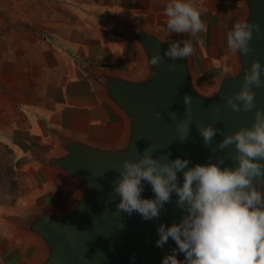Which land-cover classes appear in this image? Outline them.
I'll list each match as a JSON object with an SVG mask.
<instances>
[{
    "label": "water",
    "instance_id": "obj_1",
    "mask_svg": "<svg viewBox=\"0 0 264 264\" xmlns=\"http://www.w3.org/2000/svg\"><path fill=\"white\" fill-rule=\"evenodd\" d=\"M91 15L124 38L133 50L134 62L125 68L101 66L71 54L95 95L115 116L117 130L110 137L93 138L51 127L47 129L51 148L25 145L31 158L59 179L63 193L57 201L35 206L25 216L9 221L32 244L30 253L19 264H160L163 256L176 248L171 238L163 248L155 244L156 226H168L181 218L175 194L158 219L144 220L135 212L119 213V197L112 194L119 174L112 169L120 167L125 158L137 159V151L142 154L149 145L154 158H187L191 167L205 164L209 158L215 161L219 156L225 165L233 167L234 146L210 152L203 145L197 125L212 123V106L217 104L222 109L220 123L214 126L224 133L250 127L254 118V110L233 112L223 96L239 90L244 71L253 59L264 63V0H236L221 33L228 66L211 80L202 76L194 53L186 59L172 61L164 57L159 65H148L154 50L163 55L170 43L188 40V34L169 35L166 30L128 15ZM241 19L255 21L262 33L259 39L254 33L250 41L253 52L247 56L231 53L226 43L227 32ZM254 91L256 107L264 110V88ZM185 94L192 97V123L189 138L181 142L176 121L169 113L183 118ZM157 112L161 113L159 118L154 115ZM221 139L218 133L213 146ZM178 177L182 181V173ZM94 181L99 188L89 186ZM257 189L264 192V178L258 181ZM141 195L154 196L149 184H144ZM177 259L183 260V254L177 252Z\"/></svg>",
    "mask_w": 264,
    "mask_h": 264
},
{
    "label": "crops",
    "instance_id": "obj_2",
    "mask_svg": "<svg viewBox=\"0 0 264 264\" xmlns=\"http://www.w3.org/2000/svg\"><path fill=\"white\" fill-rule=\"evenodd\" d=\"M45 3L54 5L50 0H0V264L16 251L10 264H19L32 248L9 221L63 193L59 179L35 162L25 145L51 148V127L93 138L110 137L117 130L115 116L71 54L116 68L134 62L131 46L109 28L99 22L94 32L83 23L60 26L58 12L46 10ZM194 3L204 9L201 19L207 26L191 38L194 54L202 76L211 80L228 66L221 33L236 0ZM166 20L145 22L166 30ZM92 35L96 41L87 40Z\"/></svg>",
    "mask_w": 264,
    "mask_h": 264
},
{
    "label": "clouds",
    "instance_id": "obj_3",
    "mask_svg": "<svg viewBox=\"0 0 264 264\" xmlns=\"http://www.w3.org/2000/svg\"><path fill=\"white\" fill-rule=\"evenodd\" d=\"M203 11L194 0H169L164 8L167 33L188 34L190 39L170 43L163 55L154 50L148 57L150 67L159 65L164 57L176 61L194 53L191 38L207 31L201 19ZM254 33L256 39L262 35L255 21L237 20L227 32V48L233 54H251ZM260 88H264V63L253 59L244 71L239 90L223 96L233 112L254 110L251 126L224 133L214 126L220 123L222 106L218 104L212 106V123L197 125L203 145L210 152L234 146L235 166L225 165L218 156L215 161L209 158L205 164L189 167L187 158H154L149 145L142 154L136 149L137 159L125 158L120 167L112 169L119 174L112 186V194L119 197V213L135 212L144 220L158 219L175 194L181 218L168 226L158 224L155 244L163 248L171 238L176 248L164 255L160 264H264V192L257 189L258 181L264 178V110L256 107L254 91ZM191 103L192 97L185 94L183 118L169 113L176 121L181 142L190 135ZM154 115L159 118L161 113ZM218 133L222 139L213 146ZM178 173H182V181ZM145 183L151 186L152 198L141 195ZM89 186L100 187L95 181ZM177 252L183 254V260L177 259Z\"/></svg>",
    "mask_w": 264,
    "mask_h": 264
},
{
    "label": "rangeland",
    "instance_id": "obj_4",
    "mask_svg": "<svg viewBox=\"0 0 264 264\" xmlns=\"http://www.w3.org/2000/svg\"><path fill=\"white\" fill-rule=\"evenodd\" d=\"M54 5L44 4L48 11L58 12L59 19L56 21L60 26L66 25V22H73L74 26L83 23L84 27L88 26L92 32L97 27L98 21L94 18L95 13L99 14H121L133 16L142 20L153 23L159 19L166 18L164 8L169 0H50ZM73 12L74 15L67 14ZM52 13V12H51ZM55 22V21H54ZM63 28V27H61ZM69 31V30H68ZM67 31V32H68ZM90 32V31H89ZM89 41H96L95 35L88 38ZM5 174L7 172L4 170ZM3 175V172L0 171ZM2 236H0V249L3 245ZM11 245V244H10ZM4 247V246H3ZM17 251L11 253L15 257ZM11 257L3 259L4 264H10Z\"/></svg>",
    "mask_w": 264,
    "mask_h": 264
}]
</instances>
